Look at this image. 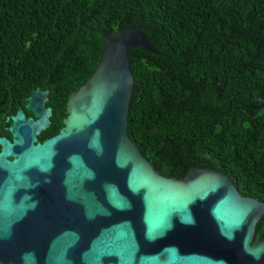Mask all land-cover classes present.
I'll return each instance as SVG.
<instances>
[{
	"label": "water",
	"instance_id": "95a60500",
	"mask_svg": "<svg viewBox=\"0 0 264 264\" xmlns=\"http://www.w3.org/2000/svg\"><path fill=\"white\" fill-rule=\"evenodd\" d=\"M97 32L100 62L68 96L55 136L38 141L50 125L48 91L26 99L32 117L20 108L6 119L0 264H264V240L251 244L262 202L209 169L162 176L128 138V49L152 52L144 34Z\"/></svg>",
	"mask_w": 264,
	"mask_h": 264
},
{
	"label": "trees",
	"instance_id": "16d2710c",
	"mask_svg": "<svg viewBox=\"0 0 264 264\" xmlns=\"http://www.w3.org/2000/svg\"><path fill=\"white\" fill-rule=\"evenodd\" d=\"M125 29L154 51L128 49L126 133L141 156L169 178L221 173L264 204V0H0V137L18 109L33 116L36 89L52 110L38 141L55 136L100 62L97 30Z\"/></svg>",
	"mask_w": 264,
	"mask_h": 264
},
{
	"label": "flooded vegetation",
	"instance_id": "af4514ba",
	"mask_svg": "<svg viewBox=\"0 0 264 264\" xmlns=\"http://www.w3.org/2000/svg\"><path fill=\"white\" fill-rule=\"evenodd\" d=\"M257 226V224H256ZM255 226L254 231H253V235H252V239H251V244H255L257 241L261 242L264 240V232L261 230V228H259V231L257 232V227Z\"/></svg>",
	"mask_w": 264,
	"mask_h": 264
}]
</instances>
